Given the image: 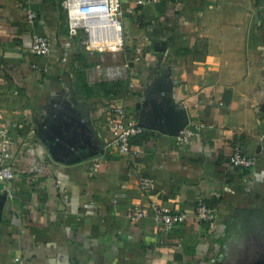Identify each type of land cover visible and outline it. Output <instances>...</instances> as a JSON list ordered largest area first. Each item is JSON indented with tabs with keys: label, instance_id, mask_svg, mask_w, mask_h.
Here are the masks:
<instances>
[{
	"label": "crops",
	"instance_id": "crops-1",
	"mask_svg": "<svg viewBox=\"0 0 264 264\" xmlns=\"http://www.w3.org/2000/svg\"><path fill=\"white\" fill-rule=\"evenodd\" d=\"M122 1L125 48L116 53L87 51L84 35L66 46L65 0H0V132L12 139L16 174L0 186V264H252L264 246V0ZM35 35L50 40L48 56L31 53ZM106 52L130 64L116 86L94 76L111 67ZM97 53L94 67L86 59ZM165 75L171 111L185 128L197 125L190 142L146 129L132 141L136 157L107 147L113 108L126 105L138 123L141 101ZM66 103L88 120L97 156L59 163L38 139L37 122ZM237 149L256 165L232 167ZM140 177L156 189L143 192ZM199 199L215 221L195 217ZM152 202L189 218L169 233L151 216L133 225L128 212Z\"/></svg>",
	"mask_w": 264,
	"mask_h": 264
},
{
	"label": "built area",
	"instance_id": "built-area-1",
	"mask_svg": "<svg viewBox=\"0 0 264 264\" xmlns=\"http://www.w3.org/2000/svg\"><path fill=\"white\" fill-rule=\"evenodd\" d=\"M159 0H135L136 6L148 7L158 4ZM65 9L68 15L69 35L66 42L71 47L72 41L85 36L82 44L89 52H120L125 48L124 21L125 13L122 0H65ZM29 20L35 18L31 10H27ZM80 42V43H81ZM31 53L36 56H48L51 52V42L47 37L35 35L31 46ZM130 64L127 62L122 66L103 68L96 67L94 76L107 78L109 80L125 79ZM112 116L108 119V128L112 133L106 146L112 148L123 156L136 157L139 151L132 145L135 138L145 134L146 129L140 126L129 113L126 105L114 107ZM197 125L189 124L176 137L178 145L190 142L195 134ZM1 133L0 140V186L12 182L15 177V170L12 164L13 155L11 137L6 130ZM230 165L239 169H251L256 165V158L246 155L242 150H235L229 158ZM100 164H93L92 170L98 171ZM139 187L143 192H152L156 189V180L151 177H140ZM114 203H117L115 198ZM94 208V204L85 206ZM152 217L156 230L162 233H169L175 227L186 223L189 214L186 212H170L159 203L152 202L146 207H138L128 212V218L133 225L141 220ZM195 217L199 222H213L217 218L216 210L209 207L204 199L197 201ZM19 258H17V261ZM204 264V263H200Z\"/></svg>",
	"mask_w": 264,
	"mask_h": 264
},
{
	"label": "water",
	"instance_id": "water-1",
	"mask_svg": "<svg viewBox=\"0 0 264 264\" xmlns=\"http://www.w3.org/2000/svg\"><path fill=\"white\" fill-rule=\"evenodd\" d=\"M166 77L167 75L162 77L155 87L150 88L141 101L144 115L139 117L138 124L147 130H158L176 138L185 128L188 120L183 116L179 118L171 111L174 105L169 99V91L172 88L163 83ZM167 78L170 80V76ZM262 110L264 111V107ZM171 118L174 122L172 128L169 126ZM83 119L73 106L66 103L45 121L37 122L35 133L55 161L66 163L70 159L79 157L80 152L88 153L92 157L99 154L93 151L96 149V142L90 136L93 133L92 128L88 120ZM6 201L7 193L0 194V226ZM254 264H264V261H257Z\"/></svg>",
	"mask_w": 264,
	"mask_h": 264
},
{
	"label": "rangeland",
	"instance_id": "rangeland-1",
	"mask_svg": "<svg viewBox=\"0 0 264 264\" xmlns=\"http://www.w3.org/2000/svg\"><path fill=\"white\" fill-rule=\"evenodd\" d=\"M83 51H84V53L86 54L87 52L83 49ZM260 51H261V53H259L260 55L263 53V49H260ZM84 53H82L83 55L82 56H84L85 54ZM100 54H102V53H100ZM99 53H97V54H95V56H92V58L91 57H87V62H92L91 64H92V66H96L97 64H99V63H101L102 62V56L100 55ZM105 55H104V57H105V60H104V63L105 64H107L108 66H111V67H115V66H120V65H122V64H125L126 63V60H127V58H126V54L125 53H120V54H118L117 55V57H115L112 53H109V52H106V53H104ZM85 57V56H84ZM102 64V63H101ZM120 81H124L123 79H117V80H112L111 82H112V84L111 83H109L110 85H114V86H116L117 84H119L118 82H120ZM103 83V82H102ZM101 83V84H102ZM121 83V82H120ZM108 84V83H107ZM103 85V84H102ZM122 90V89H121Z\"/></svg>",
	"mask_w": 264,
	"mask_h": 264
},
{
	"label": "trees",
	"instance_id": "trees-1",
	"mask_svg": "<svg viewBox=\"0 0 264 264\" xmlns=\"http://www.w3.org/2000/svg\"><path fill=\"white\" fill-rule=\"evenodd\" d=\"M89 88H90V86H89ZM250 214L251 213H249V214L245 213V215H247V216H249ZM247 216H245V217H247ZM251 257L254 259V260L252 259V261H253L252 264L256 263L257 261H264V246H262L261 248L256 250V252H254Z\"/></svg>",
	"mask_w": 264,
	"mask_h": 264
}]
</instances>
